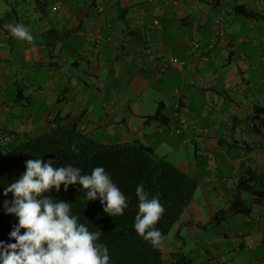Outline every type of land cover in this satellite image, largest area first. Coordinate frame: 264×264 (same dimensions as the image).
Listing matches in <instances>:
<instances>
[{"label": "crops", "instance_id": "1", "mask_svg": "<svg viewBox=\"0 0 264 264\" xmlns=\"http://www.w3.org/2000/svg\"><path fill=\"white\" fill-rule=\"evenodd\" d=\"M169 56L184 65L161 71ZM54 120L104 143L145 139L198 181L171 230L178 244L170 232L161 246L167 264L174 252L264 264V0H0V132L10 147ZM252 176L258 193L242 184Z\"/></svg>", "mask_w": 264, "mask_h": 264}, {"label": "trees", "instance_id": "2", "mask_svg": "<svg viewBox=\"0 0 264 264\" xmlns=\"http://www.w3.org/2000/svg\"><path fill=\"white\" fill-rule=\"evenodd\" d=\"M237 10L249 17L255 14L242 5L237 6ZM152 117L159 118L160 111ZM8 130L1 131L0 136L9 132L10 139L11 131ZM42 155L45 160L56 161V167L73 164L81 168L83 173H90L94 167L103 166L127 196L128 207L124 213L112 217L104 212L99 199L87 204L84 190L80 191L82 186L71 185L65 191L61 185L59 192L53 189V192L46 193L54 199L69 201L72 213L79 216L80 222L85 223L90 230L102 233L99 242L107 245L111 264H167L163 259L162 245L153 247L134 228L139 203L136 186L142 183L150 197L159 196L164 213L155 227L166 239L194 198L198 181L173 163L158 157L153 146L140 141L104 143L81 132L74 125L55 120L49 122L45 133L12 144L0 158V240L14 242L9 233L18 222L14 214L4 211V201L12 198L11 193L4 195V188L25 170L26 160ZM200 163L204 168V162ZM259 178L264 183V174ZM253 179L252 176L242 184L244 189L258 193L252 183ZM21 231L23 233L25 230ZM173 255L175 261L171 264L188 263L180 253Z\"/></svg>", "mask_w": 264, "mask_h": 264}, {"label": "clouds", "instance_id": "3", "mask_svg": "<svg viewBox=\"0 0 264 264\" xmlns=\"http://www.w3.org/2000/svg\"><path fill=\"white\" fill-rule=\"evenodd\" d=\"M7 28L19 40L34 39L22 23H10ZM25 164V170L4 188L5 196L12 194L4 201V211L14 214L18 222L9 233L14 242L0 240V264H111L107 245L99 242L102 233L80 222L69 201L46 194L53 189L59 192L61 185L65 191L71 185L82 186L87 204L99 199L105 213L122 215L128 198L111 174L103 166L90 173L73 164L56 167V161L45 160L43 155ZM136 196L139 203L134 228L153 247H160L165 237L155 227L164 213L159 196L150 197L142 183L136 186Z\"/></svg>", "mask_w": 264, "mask_h": 264}, {"label": "rangeland", "instance_id": "4", "mask_svg": "<svg viewBox=\"0 0 264 264\" xmlns=\"http://www.w3.org/2000/svg\"><path fill=\"white\" fill-rule=\"evenodd\" d=\"M109 80H110V83L113 85V87L117 85V84H116V81H115L114 79H112L111 77H109ZM148 106H149V104H148ZM101 107H102V106H101V103H98V104L96 105V111L99 112V113H102V111H101ZM140 130L143 131V132H145V133H147V132H151V133H152V132H154V126H153L152 123L142 124V126L140 127ZM94 138L97 139V140H102L104 137H102V136H101V137H98V136L95 134V137H94ZM143 141L146 142L145 139H144ZM115 142H117V138H113L112 141H110V143H115ZM144 142H143V143H144ZM0 144H1L0 147L4 150V152L9 148V145H8L7 141L1 142ZM188 149H189V151L193 152V151H194V146H191V147L188 148ZM169 161H171L172 163H175V159L173 158V156H170ZM196 196H197L198 198L201 197V195H200V193H199L198 190H197V192H196ZM182 233H183V232H182ZM172 234H174V231H172V232L169 234V236H170V238H171L170 241H171V243L177 245V244H178V241H177L174 237H171ZM195 241H196V240H191V239L188 240L189 244L194 243ZM174 254H177V252H174Z\"/></svg>", "mask_w": 264, "mask_h": 264}, {"label": "built area", "instance_id": "5", "mask_svg": "<svg viewBox=\"0 0 264 264\" xmlns=\"http://www.w3.org/2000/svg\"><path fill=\"white\" fill-rule=\"evenodd\" d=\"M154 23L157 24L158 21H154ZM219 23H220V19L217 20V23L215 26V31H214L215 35L213 38L214 41H216L219 37H221L223 35V31H222L221 27L219 26ZM184 63H185V61H183V60H178L177 58H175L173 56H169L166 61H162L159 68L161 71H165L169 67H182L184 65ZM8 139H9V132H4L3 134H1L0 142L7 141Z\"/></svg>", "mask_w": 264, "mask_h": 264}]
</instances>
